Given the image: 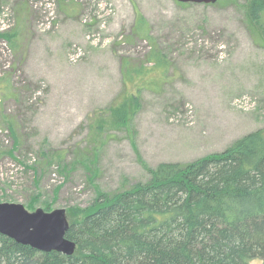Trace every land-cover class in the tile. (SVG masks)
<instances>
[{
    "label": "rangeland",
    "instance_id": "obj_1",
    "mask_svg": "<svg viewBox=\"0 0 264 264\" xmlns=\"http://www.w3.org/2000/svg\"><path fill=\"white\" fill-rule=\"evenodd\" d=\"M247 6L0 0V203L64 209L70 225L160 163L218 156L264 129V29ZM137 15L145 38L134 35ZM152 43L170 63L167 82L139 90L114 125V103L136 92L122 64L143 63ZM263 252L248 264H264Z\"/></svg>",
    "mask_w": 264,
    "mask_h": 264
},
{
    "label": "trees",
    "instance_id": "obj_2",
    "mask_svg": "<svg viewBox=\"0 0 264 264\" xmlns=\"http://www.w3.org/2000/svg\"><path fill=\"white\" fill-rule=\"evenodd\" d=\"M247 8L249 20L264 29V0H248ZM133 30L147 36L141 15ZM169 66L153 43L143 63L124 62V83L136 92L114 103L109 120L124 124L130 107L139 106V90L164 85ZM81 213L66 233L75 244L71 256L40 253L0 235V264H248L264 245V129L218 156L160 163L146 183L99 194Z\"/></svg>",
    "mask_w": 264,
    "mask_h": 264
},
{
    "label": "water",
    "instance_id": "obj_3",
    "mask_svg": "<svg viewBox=\"0 0 264 264\" xmlns=\"http://www.w3.org/2000/svg\"><path fill=\"white\" fill-rule=\"evenodd\" d=\"M186 4H215L218 0H175ZM69 224L64 209L28 212L20 204L0 203V235L33 250L71 256L75 244L66 238Z\"/></svg>",
    "mask_w": 264,
    "mask_h": 264
}]
</instances>
